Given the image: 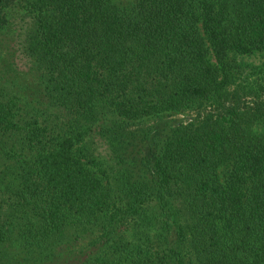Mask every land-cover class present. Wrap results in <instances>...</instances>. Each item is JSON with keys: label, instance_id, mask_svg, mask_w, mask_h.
Masks as SVG:
<instances>
[{"label": "trees", "instance_id": "16d2710c", "mask_svg": "<svg viewBox=\"0 0 264 264\" xmlns=\"http://www.w3.org/2000/svg\"><path fill=\"white\" fill-rule=\"evenodd\" d=\"M27 7L26 52L63 112L51 125L0 97V264H264V103L227 105L252 91L234 56L264 53V0ZM185 110L206 114L152 139L139 180L84 144L99 116Z\"/></svg>", "mask_w": 264, "mask_h": 264}, {"label": "rangeland", "instance_id": "374dc122", "mask_svg": "<svg viewBox=\"0 0 264 264\" xmlns=\"http://www.w3.org/2000/svg\"><path fill=\"white\" fill-rule=\"evenodd\" d=\"M28 1L8 0L3 9L0 29V97L14 98L19 115L54 125L63 111L50 101L42 72L26 52V35L31 23ZM115 1L125 6L132 0ZM234 59L240 67V82L247 83L252 91H236L239 94L238 101L229 99L227 105H238L241 110H247L264 103V53L237 55ZM240 82L238 84L242 85ZM235 89L237 87L232 86L230 91ZM205 114L206 111L185 110L119 126L99 116L90 124L84 144L92 150L101 165L108 168L111 180H139L146 177L145 158L152 139L179 120L188 122L197 115Z\"/></svg>", "mask_w": 264, "mask_h": 264}]
</instances>
